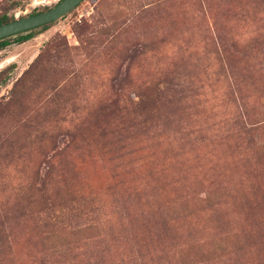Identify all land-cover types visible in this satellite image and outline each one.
<instances>
[{
	"label": "rangeland",
	"instance_id": "obj_1",
	"mask_svg": "<svg viewBox=\"0 0 264 264\" xmlns=\"http://www.w3.org/2000/svg\"><path fill=\"white\" fill-rule=\"evenodd\" d=\"M34 31L0 48V264H264V0H83Z\"/></svg>",
	"mask_w": 264,
	"mask_h": 264
},
{
	"label": "water",
	"instance_id": "obj_2",
	"mask_svg": "<svg viewBox=\"0 0 264 264\" xmlns=\"http://www.w3.org/2000/svg\"><path fill=\"white\" fill-rule=\"evenodd\" d=\"M43 1V0H37ZM83 0H59L52 7L43 11L21 16L11 21L0 24V39L15 35L19 32L29 31L35 27L54 22L72 9L77 7Z\"/></svg>",
	"mask_w": 264,
	"mask_h": 264
},
{
	"label": "trees",
	"instance_id": "obj_3",
	"mask_svg": "<svg viewBox=\"0 0 264 264\" xmlns=\"http://www.w3.org/2000/svg\"><path fill=\"white\" fill-rule=\"evenodd\" d=\"M8 21H11V19H8V17L5 14L0 16V24L8 22ZM51 23L52 22L44 24V25H41V26H38V27H35V28H33V29L29 30V31L19 32V33L15 34V35H11V36L5 37L3 39H0V48L5 47L8 44H10L11 40H14L15 42L27 41V40H29L30 38H32L34 36V33H35L34 30L36 28L44 29V28H47ZM11 37L13 39H11ZM249 129L251 130V132L252 131L254 132L255 130L258 129V127H250ZM225 194H226L225 190H223L220 195L213 194V192H208L207 195L202 199V204H208V206L217 205L220 202L221 198ZM221 228H222V225H217V227H215V230H216L215 233H221ZM222 239H224V238H222ZM222 239H218V240H222ZM207 243L210 246H212L213 240H211V238H210V240H208L207 242H203L202 244H200V246L208 245ZM224 246H226L225 247L226 249L227 248L232 249V245L230 243L225 242V241H224V244L222 245V247L224 248ZM213 247L214 248H213L212 251L211 250L205 251L204 249H201V248L198 249L196 251V253H195V255L199 257L198 261L199 260L201 261L203 259V257H205L206 254H210V253L212 254V253H214V251L219 249V244L218 243H214ZM233 248L234 249H232V250L236 249V247L234 245H233ZM90 260H91L90 258L86 259V262L82 263V264H98L99 263V260L95 261L94 263H92ZM80 262H82V261H80ZM101 263H102V261H101Z\"/></svg>",
	"mask_w": 264,
	"mask_h": 264
}]
</instances>
